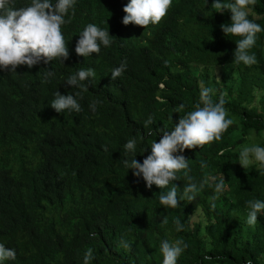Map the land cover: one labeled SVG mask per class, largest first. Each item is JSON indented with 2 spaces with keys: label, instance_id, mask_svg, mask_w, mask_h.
<instances>
[{
  "label": "trees",
  "instance_id": "16d2710c",
  "mask_svg": "<svg viewBox=\"0 0 264 264\" xmlns=\"http://www.w3.org/2000/svg\"><path fill=\"white\" fill-rule=\"evenodd\" d=\"M19 2L20 7L31 4ZM212 3L173 0L169 16L143 37L139 62L115 80L111 71L120 64L111 44H101L99 54L87 57L78 55L73 44L75 62L65 75L63 70L49 75L43 65L15 72L0 67V244L16 251L15 260L0 264H84L89 249V264H163V240L187 245L176 264H264V212L255 226L246 223L245 213L251 198L264 202V171L258 163L247 169L239 164L242 146L256 141L264 147V0L248 6V18L262 29L249 49L257 63H240L243 70L222 75L218 84L203 83L214 89L213 102L224 98L226 118L233 124L219 141L174 153L188 160L189 168L182 171L196 183L197 191L188 193L194 199L184 196L189 181L181 173L177 207L161 205L159 188L146 187L142 176L123 163L132 158L124 148L128 140H136L135 158L142 163L151 143L161 139L156 133L200 103L204 67L232 54L229 45L205 64V47L223 37L237 47L241 37L219 32L221 15L213 12ZM120 5L123 0H75L61 26L68 38L88 23L108 30L118 21ZM117 38L112 35V41ZM81 69L95 72L80 82L86 91L74 87L82 110L56 112L51 107L56 92L74 90L65 81ZM156 94L164 100H156ZM94 101H99L95 112L89 107ZM149 117L148 127L155 132L144 136L140 130L145 133ZM116 172L123 178L113 187L108 176ZM205 177L224 178L225 190L216 193L211 181L201 187ZM95 188L103 193L99 208L81 204L79 198Z\"/></svg>",
  "mask_w": 264,
  "mask_h": 264
},
{
  "label": "clouds",
  "instance_id": "9594fccd",
  "mask_svg": "<svg viewBox=\"0 0 264 264\" xmlns=\"http://www.w3.org/2000/svg\"><path fill=\"white\" fill-rule=\"evenodd\" d=\"M19 1L22 0H0V67L15 72L16 68H32L34 65H43L41 68L49 75L53 70H63L65 75L70 63L75 62L71 55L73 44L77 43L75 52L83 57L92 53L99 54L101 44L105 47L111 44L112 52L120 64L119 67L111 71V78L115 80L122 76L127 67H135L139 62L138 48L143 37L156 24L169 16L168 10L173 0H123V5H120L118 9V21H114L110 29L102 30L95 24L88 23L80 34L70 38L62 26L66 23L64 17L68 15L70 9H74L75 0H55L54 2L31 0V4L24 7L23 5L19 6ZM255 3L256 0H234V2L213 0L212 6L216 9L213 12L221 15L218 25L219 32L226 36L231 34L241 37L236 41L237 47L226 37H223L222 40L218 39L213 44L210 42L209 46L205 47L204 52L207 51L205 64L214 60L215 53L219 55L223 48L227 50L229 45L232 54L220 62L204 67V81L200 82V103L195 106L194 110L180 117L177 124L172 123L168 128L160 130L163 133H156L161 139L159 142L151 143V153L143 159L142 163L135 158L137 154L135 139L128 140L124 146L125 151L132 154L131 160L123 161L124 166L127 169H133V175L142 176L149 189L153 184L159 188L161 192L159 203L161 205L177 207V186L181 173L189 181L184 188V196L191 201L194 196H190L188 193L197 191L193 177L189 176L187 171L184 173L182 171L189 168L188 160L183 155H174V153L178 151L182 153L184 149H192L196 146L202 147L214 140L219 141L222 134L233 124L232 119L226 118L224 98L221 97L218 102H213L210 94L214 92V89L204 87L203 83L205 82L208 86L218 84L222 75L238 73L243 70L239 67L240 63L245 66L257 63L255 54H249V49L256 42L257 33L262 31L259 24L248 18V6L255 5ZM71 19L72 17L69 16L67 22L70 23ZM112 35L119 38L112 41ZM131 37L138 41L131 42ZM64 38H66V45ZM216 43L218 44L215 45ZM89 77H95V72L91 69H81L71 75L65 82L71 85V89L74 90L67 91V95H63L59 91L56 92L51 107L58 113H62L66 109L79 113L82 110L81 95L74 87L86 91L87 87L80 82ZM159 87H164L163 83H159ZM154 98L159 101L164 100L158 94ZM98 103L99 101H94L89 105L93 112H95ZM183 108L184 105L181 104L180 109ZM152 122V117L144 122L145 133L143 134L142 128L140 130L142 135H153L155 131L148 127ZM105 151H107V146H105ZM140 151L144 152L145 149ZM253 163H258L261 170L264 171V147L256 144L242 146L239 150V164L247 169ZM206 167V162L201 161V168ZM122 178V174L116 172L114 175L108 176V181L113 187H116ZM215 180V177H205L201 182V187L211 181L214 183L216 193L223 192L225 190L224 178H221L219 182H215ZM163 188L165 189L162 190ZM215 199L214 196L213 200ZM79 202L88 207L99 208L103 203V193L100 188H95L88 195L79 198ZM65 204L68 202H64ZM247 205L246 223L249 226H255L258 213L264 212V202L251 198ZM212 206L215 207V204ZM196 218L199 219L200 216H196ZM175 224L177 231H180L183 227L180 220L177 219ZM121 243L124 249L130 248L128 242L121 241ZM185 248L187 245L182 240H176L173 243L163 240L160 244L163 264H176L178 256ZM15 258V249H6L4 244H0V261L15 260ZM209 258L205 257V259ZM91 259H93V252L89 249L84 255V264H89ZM246 264H252V261L248 260Z\"/></svg>",
  "mask_w": 264,
  "mask_h": 264
},
{
  "label": "rangeland",
  "instance_id": "374dc122",
  "mask_svg": "<svg viewBox=\"0 0 264 264\" xmlns=\"http://www.w3.org/2000/svg\"><path fill=\"white\" fill-rule=\"evenodd\" d=\"M251 143H248V144H246V145H250ZM253 144H257V142L256 141H253ZM196 220V217H194V219H193V221H195Z\"/></svg>",
  "mask_w": 264,
  "mask_h": 264
}]
</instances>
